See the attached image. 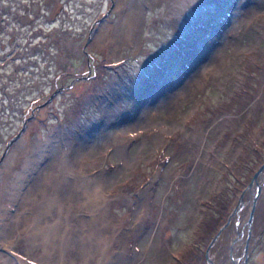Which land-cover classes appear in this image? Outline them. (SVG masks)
Segmentation results:
<instances>
[{"label": "rangeland", "instance_id": "374dc122", "mask_svg": "<svg viewBox=\"0 0 264 264\" xmlns=\"http://www.w3.org/2000/svg\"><path fill=\"white\" fill-rule=\"evenodd\" d=\"M27 11L0 54L34 42L45 82L0 140L1 153L28 116L0 161V264H208L209 237L264 160V0H39ZM247 215L221 231L216 264L240 259ZM260 225L244 264H264Z\"/></svg>", "mask_w": 264, "mask_h": 264}, {"label": "trees", "instance_id": "16d2710c", "mask_svg": "<svg viewBox=\"0 0 264 264\" xmlns=\"http://www.w3.org/2000/svg\"><path fill=\"white\" fill-rule=\"evenodd\" d=\"M38 1L0 0V50L7 43L10 44L12 40L14 42L16 37L18 38L16 32L24 23L19 20L20 13L23 10L28 12V6L32 7L34 2ZM35 16V18L38 17V15ZM41 22H39L40 25H42ZM35 26L36 22H31L30 28L34 29ZM33 34L36 32L34 31ZM33 43L29 45L28 50H23V53L18 56L12 54L8 58H3L0 54V140L9 134L15 126L13 123L15 113L25 112V107L33 103V96L41 92V84L45 82L41 77L45 75L40 71V75H38L36 70L35 65L38 64V57L35 51L38 50V46ZM20 46L22 45L18 42V47L20 48ZM18 57H21V61H17ZM22 62L30 64L31 67L27 72L21 71L20 63ZM25 102L28 103L25 104ZM18 115L16 114L17 117ZM5 116L8 117L6 120H4Z\"/></svg>", "mask_w": 264, "mask_h": 264}, {"label": "water", "instance_id": "95a60500", "mask_svg": "<svg viewBox=\"0 0 264 264\" xmlns=\"http://www.w3.org/2000/svg\"><path fill=\"white\" fill-rule=\"evenodd\" d=\"M110 7L109 6L104 12L103 14H101L97 20L100 21V20H103L102 18L108 13V11L110 10ZM93 28V25L90 26V30ZM69 84H66V86H68ZM65 85L63 84H60V85H57L55 86L52 91H50V93L43 99V100H40L38 102H36L33 106L30 107L31 111H34L35 108H37L39 105L45 103L46 101L50 100L51 97L54 95V93L56 91H58L60 88H63ZM27 117L26 116L23 121H22V124L20 125V127L18 128V130H16V132H14L13 134H11L6 142H5V145L3 147V150L2 152L0 153V161L1 159L3 158L4 154L6 153L9 145L14 142L20 135L21 131L23 130L25 124H26V121H27ZM263 167H264V160L259 164V166L253 171L249 181L242 187V189L240 190V193H239V197L237 199V201L231 206V208L227 211L226 215L224 216V219L222 220V222L218 225L217 229L212 233V235L209 237L207 243H206V246H205V256H206V259H207V263L208 264H216L214 259H213V256H212V253H211V247L214 245V243L218 240L219 238V235L221 233V231L225 228V226H227V224L230 222V220L233 218L232 215L234 214V212H236L238 210V207H239V204L241 203V199H242V194H243V191L244 189L246 188H250L253 184H256V188L254 190H252V202H251V207L249 209V213L246 217V220H245V225H246V235H245V243L243 245V250L240 254V259H238V256L239 255H234L232 257V260H233V264H244L246 262V259H247V256L249 254V251H250V248H248V235L251 231L250 229V226H251V219H252V212H253V207H254V203H255V199L257 197V193L260 189V186H261V182L259 181V179L257 178L262 170H263ZM234 240V237L232 238L231 242H230V249H231V245H232V241Z\"/></svg>", "mask_w": 264, "mask_h": 264}, {"label": "bare ground", "instance_id": "6f19581e", "mask_svg": "<svg viewBox=\"0 0 264 264\" xmlns=\"http://www.w3.org/2000/svg\"><path fill=\"white\" fill-rule=\"evenodd\" d=\"M106 31V30H105ZM102 32L103 31H101V34H102ZM16 152H18V151H16ZM15 152V153H16ZM13 155V154H12ZM15 155V154H14ZM11 156V155H10ZM16 156V155H15ZM18 158V157H17ZM20 159V158H19ZM11 160V159H10ZM13 160V159H12ZM11 160V161H12ZM14 161V160H13ZM16 161H18V160H16ZM9 162V161H8ZM15 163V162H14ZM15 166V165H14ZM16 167V166H15ZM67 168V167H66ZM73 169V168H72ZM77 171V170H76ZM77 173H79V172H77ZM76 173V174H77ZM258 179H259V181L261 182V186H260V189H259V191H258V193H257V197H256V199H255V203H254V207H253V212H252V219H251V226H250V229H251V231H250V233H249V235H248V238H247V240H248V248L249 247H251V244H249V243H251L250 241H251V238L253 237V236H255V234H256V231H257V229H258V227L259 226H261L260 225V223L262 222V223H264V216H262L261 214H260V211L263 209L264 210V186L262 185V184H264V167H263V170H262V172H261V174L257 177ZM98 188H99V186H97ZM97 187H96V189H97ZM256 188V184H253L250 188H246V189H244V191H243V194H242V199H241V203L239 204V207H238V210L236 211V212H234V214L232 215V217L234 218L235 216H239L240 215V213H242V211L244 210V209H246V212L248 211V213H249V209H250V207H251V202H252V197H250V199H244V194H245V192L249 189L250 191H251V193H252V190H254ZM93 192V191H92ZM91 192V193H92ZM97 194V193H96ZM93 195H94V193H93ZM92 197H90V198H88L89 199V201H90V199H91ZM95 199H96V197H95ZM53 200V199H52ZM91 201H93V200H91ZM96 201V200H95ZM97 202V201H96ZM53 203H54V201H53ZM93 203V202H92ZM54 205V204H53ZM94 205H95V203H94ZM51 208V207H50ZM64 209V208H63ZM264 213V212H263ZM244 214V213H243ZM244 221V220H243ZM232 222V221H231ZM234 223V222H233ZM16 224H18V223H16ZM21 224V223H20ZM19 225V224H18ZM233 225V224H232ZM27 226V225H26ZM37 226V225H36ZM57 226V225H56ZM59 226V225H58ZM15 227V226H14ZM17 227V226H16ZM244 227V226H243ZM236 228V227H235ZM37 229V228H36ZM36 229L34 230V231H36ZM55 229V228H54ZM38 230L39 229H37V231L36 232H38ZM50 230V229H49ZM52 230V229H51ZM58 230V229H57ZM31 231H33V230H31ZM40 231V230H39ZM42 231V230H41ZM40 231V232H41ZM241 231H242V229L241 230H239V227L237 228V229H235V231H234V240H233V244H232V249L234 248V250L236 249V247H237V245H236V241L238 240V238L241 236L240 235V233H241ZM7 232V231H6ZM59 233V232H58ZM17 234V233H16ZM33 235H34V233H32ZM37 234V233H36ZM35 234V235H36ZM89 234V233H88ZM32 235V236H33ZM245 235V234H244ZM37 236V235H36ZM61 236V235H60ZM2 237V236H1ZM7 237V236H6ZM35 237V236H34ZM24 237H22L21 235H12L10 238L9 237H7V238H4L3 237V239L5 240V241H7V242H12L13 244H14V246H16V247H19V248H23V245L25 244V240L23 239ZM32 239V238H31ZM34 239V238H33ZM37 239V238H36ZM241 239V238H240ZM240 239H239V241H240ZM243 239V238H242ZM32 241V240H31ZM54 241V240H53ZM34 242V241H33ZM46 243V242H45ZM240 243V242H239ZM70 245V244H69ZM72 245V244H71ZM37 247V246H36ZM45 247V246H44ZM50 247H52V246H50ZM31 249H33V248H31ZM45 249V248H44ZM49 249V248H48ZM51 249H53V248H51ZM21 250V249H20ZM51 251V250H50ZM233 251V250H232ZM48 252V251H47ZM2 255V254H1ZM238 255V254H237ZM88 257H90V256H88ZM85 262H86V264H87V260L85 259Z\"/></svg>", "mask_w": 264, "mask_h": 264}, {"label": "flooded vegetation", "instance_id": "af4514ba", "mask_svg": "<svg viewBox=\"0 0 264 264\" xmlns=\"http://www.w3.org/2000/svg\"><path fill=\"white\" fill-rule=\"evenodd\" d=\"M94 27V26H93Z\"/></svg>", "mask_w": 264, "mask_h": 264}]
</instances>
